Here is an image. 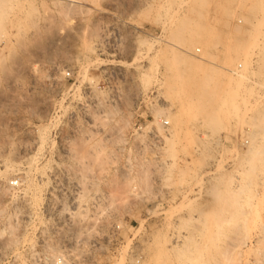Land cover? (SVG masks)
Instances as JSON below:
<instances>
[{
  "label": "rangeland",
  "instance_id": "rangeland-1",
  "mask_svg": "<svg viewBox=\"0 0 264 264\" xmlns=\"http://www.w3.org/2000/svg\"><path fill=\"white\" fill-rule=\"evenodd\" d=\"M241 1L0 0V264H264V45L236 39L263 12ZM163 39L226 90H170ZM228 93L217 126L188 103Z\"/></svg>",
  "mask_w": 264,
  "mask_h": 264
},
{
  "label": "bare ground",
  "instance_id": "bare-ground-1",
  "mask_svg": "<svg viewBox=\"0 0 264 264\" xmlns=\"http://www.w3.org/2000/svg\"><path fill=\"white\" fill-rule=\"evenodd\" d=\"M241 0H239V2H240ZM242 2V1H241ZM240 2V3H241ZM253 3L251 4L252 5V8H253V10L254 9H256V10H261L262 12H263V17H262V25L264 24V0H253L252 1ZM243 4V3H242ZM263 28H264V26H263ZM174 29V31H173V34L172 33H170V35L172 34V36H173V39L174 40H176V41H181V39L182 40H184V38L183 37H185L186 38V36H185V32L187 31V29L184 27L183 28V25L181 24V23H178V25L177 26H175V28H172V30ZM186 30V31H185ZM264 31V30H263ZM184 34V35H183ZM260 33H254V35H251L252 37L250 38V39H248V40H245V39H243V38H240V39H238V38H236L237 39V42H239L238 43V45L237 46H239V47H244V48H248V47H252L253 48V46H258V47H262V46H260V44L262 43L263 45H264V38L262 39V41H260L259 40V37H260V35H259ZM188 35V34H187ZM190 35V34H189ZM191 36V35H190ZM263 37H264V35H263ZM262 38V37H261ZM164 40V43H165V45L167 44V48H169V50H168V52H171V55H170V57H169V60H167V61H169V63H170V65H172V67H174V68H172V70L169 72V74L172 72L173 74H174V77H173V79L171 80L170 79V85H169V88H170V90H172V88L173 87H178V89L180 88H184L185 86H188V87H191L190 89L193 91V88L194 89H196V87L197 88H201V86H208L209 84H213V81L214 80H216V79H218L219 78V81H220V84L222 85V90L224 91V90H226V85H227V83L228 82H226V80H224L223 79V75H222V73H224L223 71V68H225V69H227V67L223 64V63H219V62H221V61H219V62H216L215 61V59L214 60H209L208 62H209V64L207 65V66H205V67H203V65H201V64H204V63H201L200 65L202 66H198V63H200V62H196L195 60V62L193 61V59L191 60L192 62H194V64L191 62V61H189L188 59L190 58V57H188V56H186V48H184L183 46H181L180 45V43H178V42H174V41H170V40H167V39H163ZM191 40V39H190ZM188 41H189V39H188ZM163 43V42H162ZM166 47V46H165ZM243 49V48H242ZM251 49V48H250ZM263 49H264V47L263 48H261V50L263 51ZM165 50H166V48H165ZM185 51V52H184ZM190 51V50H189ZM261 51V52H262ZM258 52H260V51H258ZM167 53V52H166ZM185 53V54H184ZM252 53V52H251ZM168 54L169 53H167V55L166 54H164V57H165V55H166V57L168 56ZM247 55L245 56L244 55V57H242V64H245V66H247L248 65V62H249V60H250V56L249 55H251V54H249L248 55V53H246ZM257 55V54H256ZM260 55L262 56V57H264L263 56V54H261L260 53ZM186 57H188V59L186 58ZM168 58V57H167ZM259 58V57H258ZM261 58V57H260ZM206 59V58H205ZM208 60V59H207ZM207 63V62H206ZM205 65V64H204ZM264 65V64H263ZM264 68V67H263ZM200 69V70H199ZM229 69V68H228ZM174 70V71H173ZM242 71V70H241ZM241 71L240 70H237L236 71V74L238 73V74H241ZM173 74H170V75H173ZM198 74H200V76H198L199 77V79L198 80H196L197 78V75ZM242 74H244V72H242ZM249 79H250V77H249ZM202 81V82H201ZM209 83V84H208ZM164 87H166L165 86V84H164ZM168 88V89H169ZM199 88V89H200ZM188 89V88H187ZM164 90V89H163ZM174 90H175V88H174ZM183 90V89H182ZM189 90V89H188ZM161 91V90H160ZM181 91V90H180ZM195 91H197V89L195 90ZM161 93H162V91H161ZM160 93V94H161ZM176 93V92H175ZM196 93V92H195ZM190 94V93H189ZM231 93H228V95L227 96H225V97H223V98H221V99H217V100H215V101H213V102H210V101H207L206 102V100L204 99V102L202 101L203 99L200 97V95H199V97L202 99H200L202 102H198V103H196L197 101H195V103L192 101H190V100H192V99H194V98H191L189 101H188V103L190 104V105H192L193 107H195V108H197L198 109V112L200 113V114H202L204 117H207V120H208V122L210 123V124H214V125H219V124H223L224 122H225V116L226 115H228V113H229V111L231 110V108L233 107V106H231V101H230V99H229V96H231L230 95ZM183 95V94H182ZM186 95V94H185ZM168 99V98H167ZM188 99V98H187ZM170 100V99H169ZM172 100V99H171ZM184 100V99H183ZM195 100H199L198 98H196ZM199 100V101H200ZM185 103V102H184ZM192 103V104H191ZM168 104V103H167ZM174 105V104H173ZM186 105V104H185ZM189 108L191 107V106H188ZM189 110V109H188ZM190 111V110H189ZM197 112V111H196ZM262 137V136H261ZM260 138V137H259ZM261 139V138H260ZM259 140V139H258ZM263 141H264V139H262ZM249 146V145H248ZM257 146H249V148H251V150L249 151V153H251V152H253L254 150V148H256ZM259 147V146H258ZM257 147V148H258ZM248 148V149H249ZM29 149V148H28ZM234 153V152H233ZM242 153V152H241ZM244 153H245V151H244ZM241 154H240V152H238V151H236L235 152V158L234 159H236L234 162H236L237 161V159L239 158V156H240ZM241 158V157H240ZM233 159V158H232ZM233 159V160H234ZM28 160H32V159H28ZM34 160V159H33ZM29 161V162H30ZM238 161H240L239 159H238ZM237 161V162H238ZM28 162V161H27ZM22 163V162H21ZM242 163H243V161H242ZM30 164V163H29ZM31 164H32V162H31ZM234 164V163H233ZM245 165H244V167H242V168H246V169H250L251 168V166L248 164V163H244ZM40 165V164H39ZM235 165V164H234ZM237 165H238V163L236 164V167H237ZM15 166H16V164H14V163H11V164H6V168H5V173L7 174V176L8 177H10V178H12L11 176L13 175L14 176V174H15ZM38 166V165H37ZM36 166V167H37ZM36 167H35V169H36ZM41 167V166H40ZM34 168V167H33ZM16 169H18V168H16ZM19 170V169H18ZM17 170V171H18ZM28 170V169H27ZM217 170V169H216ZM219 170H221V171H223L224 172V170H222V169H219ZM218 170V171H219ZM43 171V170H42ZM222 172V175L225 173H223ZM23 173V172H22ZM22 173L20 174V179L21 180H24V179H22ZM41 173V172H40ZM45 173V172H44ZM5 174V175H6ZM19 174V173H18ZM24 174V173H23ZM36 174V173H35ZM42 174V173H41ZM216 174V173H215ZM218 174H220V171H219V173ZM15 176H17V173L15 174ZM25 176H27L26 175V173H25ZM55 176V175H54ZM216 176V175H215ZM214 176V177H215ZM19 177V176H18ZM24 177V176H23ZM30 176H28V178H29ZM222 177V176H221ZM220 177V178H221ZM225 177V174H224V176L222 177V178H224ZM27 178V177H26ZM25 178V179H26ZM31 178V177H30ZM217 178V177H216ZM222 178H221V180H219V181H222ZM219 179V178H218ZM225 179V178H224ZM9 180V179H8ZM31 180V179H30ZM217 181V180H216ZM226 181V180H225ZM28 182H29V179H28ZM223 182H224V180H223ZM24 183V182H23ZM220 183V182H219ZM27 184V183H26ZM31 184V183H30ZM217 184V183H216ZM222 184V183H221ZM236 184H238V183H236ZM32 185V184H31ZM223 185V184H222ZM36 186H37V184H36ZM219 187H221V185L219 186ZM225 187H227V186H225ZM30 188V187H29ZM215 188H216V186H215ZM28 189V188H27ZM26 189V190H27ZM33 189V188H32ZM212 189L214 190V187H212ZM218 189V190H217ZM225 188H224V186L222 187V189H220V188H216V190H217V198H218V200H219V202H220V200H222V198H223V194H222V192H224V194H225V190H224ZM28 191V190H27ZM39 193V192H38ZM216 193V192H215ZM28 194H29V192H28ZM36 196V195H35ZM41 198V197H40ZM214 198H215V196H214ZM217 198H215V200L217 199ZM74 200H75V198H74ZM216 202H218V201H216ZM222 202V201H221ZM28 207V206H27ZM220 231L222 230V229H219ZM218 230V231H219ZM263 232V231H262ZM220 233H222V232H219V234ZM204 233H202V235H203ZM217 234H218V232H217ZM264 234V233H263ZM219 236H221V234L219 235ZM218 236V237H219ZM263 236V235H262ZM261 237V236H260ZM259 237V238H260ZM220 238V237H219ZM159 242V241H158ZM157 242V243H158ZM192 242V241H191ZM190 242V243H191ZM184 243V242H183ZM182 243V245H185V244H183ZM187 243V242H186ZM193 243V242H192ZM159 244H160V242H159ZM191 246H192V244H190ZM177 246V245H176ZM186 246H188V245H186ZM191 246H189V248L191 247ZM195 246V245H194ZM156 247V246H155ZM157 247H159V246H157ZM185 247V246H184ZM184 247L182 248V249H184ZM160 248V247H159ZM191 248H193V247H191ZM180 249V248H179ZM186 249H188L187 247H186ZM185 249V251L186 252H192L191 250H189V251H187ZM162 250V249H161ZM160 250V251H161ZM160 251H159V253H160ZM182 251V250H181ZM183 252V251H182ZM156 253H157V255H158V251H156ZM162 254H164V253H162ZM160 255H161V253H160ZM159 256V255H158ZM155 257H156V255H155ZM154 257V258H155ZM161 257H162V255H161ZM164 257V256H163ZM160 258V257H159ZM157 260V259H156ZM159 260V259H158ZM163 259H161V261H162ZM160 261V260H159ZM164 262V261H163ZM157 263V262H156ZM158 264V263H157ZM160 264V263H159Z\"/></svg>",
  "mask_w": 264,
  "mask_h": 264
},
{
  "label": "built area",
  "instance_id": "built-area-1",
  "mask_svg": "<svg viewBox=\"0 0 264 264\" xmlns=\"http://www.w3.org/2000/svg\"><path fill=\"white\" fill-rule=\"evenodd\" d=\"M242 67H243V64L239 63L236 69H234V71H237L241 69ZM68 74L70 75L71 73L68 72ZM163 124L168 126L170 124V121L168 119H164ZM89 242H90V245L88 247H86L87 245H85L84 250L82 249L84 252L93 254L96 250L102 248L103 243L101 239H92ZM73 258H74V254H73L72 249L70 248H64L61 252L54 254V255L48 254L44 256V259L49 260L51 264H68L69 259H73Z\"/></svg>",
  "mask_w": 264,
  "mask_h": 264
}]
</instances>
